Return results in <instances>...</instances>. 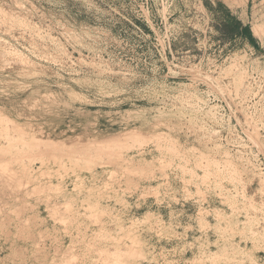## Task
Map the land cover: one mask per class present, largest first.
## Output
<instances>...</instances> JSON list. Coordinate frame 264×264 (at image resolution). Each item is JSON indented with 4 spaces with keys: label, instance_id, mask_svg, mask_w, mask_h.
I'll return each mask as SVG.
<instances>
[{
    "label": "rangeland",
    "instance_id": "rangeland-1",
    "mask_svg": "<svg viewBox=\"0 0 264 264\" xmlns=\"http://www.w3.org/2000/svg\"><path fill=\"white\" fill-rule=\"evenodd\" d=\"M0 264H264V33L0 0Z\"/></svg>",
    "mask_w": 264,
    "mask_h": 264
},
{
    "label": "crops",
    "instance_id": "crops-1",
    "mask_svg": "<svg viewBox=\"0 0 264 264\" xmlns=\"http://www.w3.org/2000/svg\"><path fill=\"white\" fill-rule=\"evenodd\" d=\"M219 1L223 5H225L230 14L235 18V20L239 21L241 24L240 30L244 27H248L253 37L254 46L256 43L261 41V35L264 33V22H258V24L253 27L250 22L255 20L264 19V0H214ZM214 5V2H211ZM252 3L256 5V11L249 12L248 6ZM253 18H256L253 20ZM258 33L260 36L258 37ZM244 43H248L246 37L241 34L237 38ZM263 46V43L260 44Z\"/></svg>",
    "mask_w": 264,
    "mask_h": 264
},
{
    "label": "trees",
    "instance_id": "trees-1",
    "mask_svg": "<svg viewBox=\"0 0 264 264\" xmlns=\"http://www.w3.org/2000/svg\"><path fill=\"white\" fill-rule=\"evenodd\" d=\"M204 7L211 14L213 19L216 20L219 29L222 31L223 36L227 37L229 40L238 38L241 34L246 37L248 43L254 46L253 37L248 27H244L240 30L241 24L239 21L230 14L228 8L219 1H215L214 5L206 0H202Z\"/></svg>",
    "mask_w": 264,
    "mask_h": 264
}]
</instances>
